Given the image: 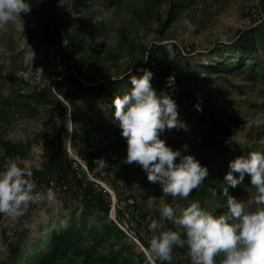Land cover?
Wrapping results in <instances>:
<instances>
[{
  "label": "trees",
  "instance_id": "16d2710c",
  "mask_svg": "<svg viewBox=\"0 0 264 264\" xmlns=\"http://www.w3.org/2000/svg\"><path fill=\"white\" fill-rule=\"evenodd\" d=\"M121 1L123 0H69L64 17H59L54 0H27L32 8L29 14L39 18V31L36 33L38 44L46 50L58 48L61 69L56 73L51 88L39 91H16L13 97L2 99L4 111L0 113V120L6 121L4 116L7 113L13 121L18 118H33L39 112L37 107L43 108L48 118V125L36 136L42 141L40 169L30 170L33 174L32 179L37 185L36 191L46 198V192L51 190L54 199L67 203L65 210L69 205L78 204L80 207L78 211L74 210L68 214L70 217L66 225L56 221L39 229L35 233L36 239L29 244L28 249L21 248L22 240L17 245L11 242L12 255L4 261L0 260V264H151L122 230L121 227L127 216L130 222L136 224L132 232L145 249L151 236L158 235V232L153 233L148 229V224L153 219L160 223V231L175 230L181 233L182 239L185 238L179 226L173 225L166 219L162 220L160 215L154 213L148 206L140 205L136 195L128 193L127 187L119 188L117 178H113L108 170L102 171L95 163L97 159L103 158L112 167L113 172L123 166L118 158L113 159L112 156L121 150L126 152L127 147L125 139L116 132L118 122L114 119L113 100L129 92L132 87L129 77L142 75L137 69H150L153 72L151 83L157 93L163 91L170 94L178 108L183 111L185 125H179L180 127L173 128L170 132L175 135V143L178 147L191 146L189 154L213 146L228 148V142L235 137L237 131L240 129L243 131L240 126L243 127L244 121L238 120L228 107L217 108L210 98L206 97L203 101L199 97L203 91H206L203 87L216 86L217 81L211 77L214 73H226L227 77L226 75L217 77V80L225 81L228 88L233 87V82L228 78L232 73L246 74L242 79L246 85H264V0H258L253 8L257 16L255 18L250 16L257 29L250 28L237 32L234 44L229 47H219L210 53L211 57L206 56L208 60H212L210 65L207 64L208 66L199 64L201 59H196L197 61L191 59L193 45L188 48L187 53H184V49L176 43H153L145 47L132 39L126 41L124 37L118 43L117 50L108 53L107 59L111 64L105 66L99 59L94 58V55H86L87 38L100 36L105 29L104 23L94 20V17L99 15L101 7L110 9L118 6L119 8ZM147 4L142 14L151 25L155 24L158 35L162 37L172 24L181 18L185 10H191L193 15L196 13L192 8L193 0H150ZM96 8L98 10L94 12ZM159 8L163 10V15L157 12ZM136 20L144 24L141 15H136ZM87 28L89 35L85 33ZM25 36L28 41H32L29 33ZM169 44L175 53L172 59H169L167 51ZM125 51L130 57L129 67L122 75H119L116 69L117 76L114 77L111 70L116 68L117 60ZM233 53L241 55L239 61L221 57L224 54L228 57ZM212 56L217 57L218 60L213 61ZM78 59L82 62L92 60L93 65L98 67V83L86 84L77 78L79 68L73 64V61ZM250 59L258 60L260 63L249 65ZM2 68L0 63V70ZM7 71L5 76L9 77L15 75L17 69L12 64ZM197 71H201V75L195 74ZM170 75L175 77V84L173 87H166V79ZM49 76L47 75L48 79ZM237 88L241 94H244L240 85ZM102 98L106 102L102 101ZM197 104L201 108L199 111L196 108ZM86 108L98 113L100 124L107 125L105 132L97 136L94 135L95 129L80 133L76 123L79 115H82L83 109ZM69 122L73 124L70 136L72 150L93 178L108 184L113 189L112 192L114 193V190L116 192L114 220L109 217L112 206L110 195L103 189L98 191L95 184L88 179L86 171L79 169L81 178L77 177L73 168L74 159L69 156L62 143V135L67 130ZM244 135L253 144L250 149L256 150L257 140L264 137V121L261 125L247 127ZM0 150L2 151L0 170L3 169L4 162L10 158L14 159L18 166L24 167L19 162L28 156L31 144L12 143L7 139L6 134L0 133ZM225 153V150L218 151L216 162L220 164V168L215 171L208 170L205 181L186 199L180 197L174 199L165 195L167 204L187 207L191 202L198 201L202 209L215 216L225 214L227 197L222 194L224 176L229 171V162L231 159L234 160L240 151L230 158ZM229 195L244 202L250 211H254L257 207L255 201L251 202L242 195L239 187H230ZM128 199H132L133 203L128 204ZM37 209V203L30 204L24 216H31ZM4 216L0 214V224L3 223ZM142 226L148 240L136 233ZM48 228H52L51 231L46 232L45 236L41 235ZM25 234L22 232L20 238L24 239ZM8 240L10 241L11 238ZM171 255V264H191L187 245L174 246ZM222 259V254H219L215 258L216 264H221ZM156 264H169V262L157 260Z\"/></svg>",
  "mask_w": 264,
  "mask_h": 264
},
{
  "label": "rangeland",
  "instance_id": "374dc122",
  "mask_svg": "<svg viewBox=\"0 0 264 264\" xmlns=\"http://www.w3.org/2000/svg\"><path fill=\"white\" fill-rule=\"evenodd\" d=\"M54 1L57 7V15L59 17H64L69 0ZM193 1L194 6L192 8L196 13L193 15L191 10H185L181 18L172 24L164 33L163 37L158 35V29L155 28V24L151 25L150 22H148L149 20L145 19L142 14V11L146 8L150 0H123L120 2L119 8L115 6L106 9L105 6H102L98 12L99 15L95 16L94 20L104 23L105 29L100 36H88V51L86 55H94V58L96 57L102 64L108 66L111 64L107 59L108 53L117 50L118 43L124 37L126 41L132 39L135 43L145 47L153 43H176L181 49H184V53H187L188 48L193 45L194 51L191 59H195L193 61L201 59L199 64L204 66L207 64L210 65L212 60H208L206 56L211 57L210 53L212 51L219 47H229L234 44L237 39V32L250 28L257 29L252 17L255 18L257 16L254 14L253 8L258 0ZM97 10L98 8H96L94 12H97ZM157 12L163 15V10L160 8ZM136 15H141L144 24L136 20ZM185 20L190 22V27L185 25ZM38 25V17H32L29 13H21V18H17L14 23H9L5 28L0 29V63L3 67L2 70H0V76L2 77L0 79V109L3 108L2 99L10 96L13 97L17 93L16 91H39L44 88H51L55 82L54 78L57 75L56 73L61 69L58 48L53 47L46 50L39 46V39L36 35L39 31ZM26 33L32 36V41H28L25 36ZM85 33L89 35V28L86 29ZM240 56V54L233 53L228 57L226 54L221 57L225 59L232 58L234 61H239ZM204 57L205 59H203ZM259 57L260 56H258V58ZM212 58L213 61L218 60L215 56H212ZM129 59L130 57L127 51L123 52L117 60L116 68H112L111 70L112 76H117L115 75L116 69H118L119 75L124 74L129 67ZM254 63L258 64L260 62L254 59H250L248 62L249 65H253ZM12 64L16 67L17 71L15 75L6 77L5 75L8 73L7 69ZM73 64H76L79 68V73L77 74L79 80L84 81L86 84L98 83L99 69L96 65H93L92 60L82 62V60L78 59L74 60ZM195 74L201 75V71H197ZM47 75H50V79L47 78ZM225 75L226 73L212 74V79L217 81L216 86L203 87L206 91L200 92L201 95L199 99H203L204 101L206 97L210 98L217 108L228 107L238 120L244 121L243 127L242 125L240 126L243 131H241V129L237 131L235 137L228 142V148L213 146L196 150L193 154H189V148H191V146L189 145L187 147V151H184L183 147H178L175 143V135L170 132V130L164 132L160 137L165 141L167 146L172 148V150L180 149L182 155H192L201 165L206 166L210 171H215L220 168V164L216 162L217 153L220 150H225V155L229 158L235 155L237 151H240L237 157L247 156L251 152L264 153V137L257 140L256 145L258 147L256 150H251L250 148L253 144L248 141L244 135L247 127L251 125H261L264 121V106H262L264 104V85H246L244 80H242L245 78L246 74L240 75L232 73L228 75V78L233 82V87L231 86L228 88L225 81L217 80V77H223ZM205 76H203V78H206ZM239 85L243 89L244 94L239 92L240 90L237 88ZM102 101H105V99L102 98ZM37 109L39 112L33 118L20 119L17 117L18 119L13 121L7 113L6 116L3 115L6 121L0 120V133L2 135L6 134L7 139L12 143L31 144V150L28 156L19 162V164L29 170L40 169L42 141L36 136L48 125V118L43 108L38 106ZM3 111L2 109L0 113ZM178 113V122L180 126H184V113L179 108ZM100 123L101 120L98 113L86 108L83 109V114L79 115L76 127L79 129L80 133L95 129L94 135L97 136L107 130V125H101ZM72 128L73 124L69 122L67 130L62 135V143L66 152L69 153L72 159L80 160L78 155L71 148L70 136ZM116 132L120 134L121 129L117 127ZM119 136L121 137V135ZM1 155L2 151L0 150V157ZM112 156L113 159L118 158V160L123 163V166L119 170L113 172L112 167L107 163V167L101 168V170L110 171L113 178H117L116 181L119 188L121 186L127 187L128 193L137 196L140 205H146L154 213L160 215L162 205L167 204L161 186L158 183H150L147 181L146 174L135 162L126 164L125 150H121L118 154H112ZM178 162V159L174 161V163ZM103 184L112 192L113 189L108 184ZM237 187L241 189L242 195L248 198L249 201H255L256 190L249 185V178L247 175L243 183ZM114 193H116L115 190ZM66 204L67 203L64 201L56 199L48 200L44 197L37 202L38 209L29 217L22 215L13 219L5 215L2 219L3 223L0 224V260L4 261L12 255L13 251H11L12 249L10 248L11 242L13 245H17L22 240L21 248L28 249L29 244L36 239L35 233L39 229L47 227L56 221L62 225H66L70 217L68 214L74 210L78 211L80 207L78 204L69 205L68 209L65 210ZM171 206L176 207L174 205ZM109 217L110 219L114 218L112 214L111 216L109 215ZM51 229L52 228H48V230L41 235L45 236V233L51 231ZM22 232L26 233L24 239L20 238ZM9 238H11L10 241L8 240Z\"/></svg>",
  "mask_w": 264,
  "mask_h": 264
},
{
  "label": "clouds",
  "instance_id": "9594fccd",
  "mask_svg": "<svg viewBox=\"0 0 264 264\" xmlns=\"http://www.w3.org/2000/svg\"><path fill=\"white\" fill-rule=\"evenodd\" d=\"M27 0H0V29L21 18V13L31 11ZM190 27V22L185 20ZM169 59L174 51L169 44ZM137 71L142 75L129 77L131 89L122 97L113 100L114 119L121 129L120 135L126 142V164L136 163L146 174L150 183H158L162 193L172 198L186 199L208 176L206 166L192 155H182L180 149L172 150L161 139L165 130L180 127L178 105L167 92L159 94L151 81L153 72L148 68ZM175 77L166 79V87H173ZM201 110L200 105H196ZM187 151V145L182 146ZM179 160L178 163L174 161ZM101 168L107 167L103 158L95 161ZM229 171L224 176L223 195L227 197V212L215 216L201 208L198 201L187 207H172L163 204L160 217L183 230L160 231V223L153 219L148 229L152 235L145 249L152 264L167 261L171 264L173 247L187 245L191 264H216L215 258L222 254L221 264H264V153L251 152L239 156L228 164ZM238 174V175H234ZM32 172L18 166L14 159L4 162L0 170V214L10 218L24 215L30 204L44 198L36 191L37 185ZM249 185L256 190L257 207L250 211L247 205L229 195V188L241 185L245 176ZM48 200L54 193L46 192Z\"/></svg>",
  "mask_w": 264,
  "mask_h": 264
},
{
  "label": "built area",
  "instance_id": "2783aa9c",
  "mask_svg": "<svg viewBox=\"0 0 264 264\" xmlns=\"http://www.w3.org/2000/svg\"><path fill=\"white\" fill-rule=\"evenodd\" d=\"M73 168L76 171L78 178H81L79 174V169L86 171L88 179L95 184V187L97 188V190L99 191L100 189H103L105 192H107L110 195L111 203H112L110 216L112 214V216H114L112 220H114L115 219V207L117 205V200H116L114 193L110 192L102 182L94 179L92 175L88 173L86 166L80 160L74 159ZM132 203H133L132 199H128V204H132ZM121 228L126 233V235L136 244V246L144 253L147 260L152 264L151 260L146 254L145 247L140 243V241L134 236V233L132 232V230L136 228V224L133 222H130L129 216L126 217L125 223L123 227ZM136 233H138L141 237H143V239L148 240L143 226L140 229H137Z\"/></svg>",
  "mask_w": 264,
  "mask_h": 264
}]
</instances>
